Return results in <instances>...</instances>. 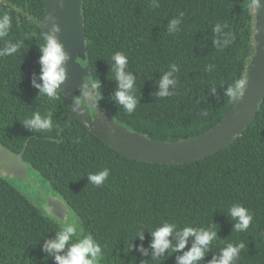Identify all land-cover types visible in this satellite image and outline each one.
Masks as SVG:
<instances>
[{
	"label": "trees",
	"instance_id": "16d2710c",
	"mask_svg": "<svg viewBox=\"0 0 264 264\" xmlns=\"http://www.w3.org/2000/svg\"><path fill=\"white\" fill-rule=\"evenodd\" d=\"M250 3L159 0L160 7L153 8L151 0H82L87 50L80 62L90 66L86 78L98 82V88L92 87L94 99L116 122L155 140L176 141L207 130L235 102L225 95L227 87L246 78L254 51ZM43 12V0H0V14L12 20L0 48L5 41L20 45L17 53L0 57V144L19 152L28 140L22 159L67 201L78 216L81 236L90 234L100 244V262L177 264V257L192 246V237L184 249L170 248L155 259L150 247L152 231L168 221L178 228L216 232L199 264H209L228 243L237 242L245 247L236 264H264V98L240 136L213 154L183 164L129 158L79 120L59 134L70 112L67 100L60 89L59 99L49 100L32 83H42L44 34L34 19H42ZM180 12V31L169 33V21ZM217 23L234 37L222 50L213 44ZM117 51L128 57L127 70L136 77L138 104L131 114L115 100L111 57ZM173 63L179 68L175 94L160 98L158 82ZM208 65L214 66L211 71H205ZM34 112H51L54 128L33 132L25 127L23 121ZM104 168L110 170L107 180L99 187L89 183L87 175ZM234 204L253 215L245 232L234 230L236 221L228 213ZM60 228V220L0 176V264H56L43 245ZM141 229L143 239L137 235ZM169 240L176 244L175 231Z\"/></svg>",
	"mask_w": 264,
	"mask_h": 264
},
{
	"label": "water",
	"instance_id": "95a60500",
	"mask_svg": "<svg viewBox=\"0 0 264 264\" xmlns=\"http://www.w3.org/2000/svg\"><path fill=\"white\" fill-rule=\"evenodd\" d=\"M259 5L257 10L253 8L254 51L247 70V87L243 95L207 130L176 141H163L149 138L116 122L94 99L93 81L86 78L90 75V66L80 62V59H85L87 50L82 0H43V17L34 20L43 30L44 37L52 32L54 25L58 28L55 37L67 56L63 64L66 79L59 89L68 102L70 112L59 134L64 127L79 120L90 133L121 154L135 160L161 164L187 163L226 147L250 125L264 98V0H259ZM14 8L19 10L17 6ZM27 16L32 18V15ZM79 99L82 102L77 105ZM27 141L19 152L0 144V176L23 180L37 189L29 178L30 165L22 159ZM41 197L44 203V209H41L44 213L63 223L68 210H72L67 201L53 189L50 193L41 192Z\"/></svg>",
	"mask_w": 264,
	"mask_h": 264
},
{
	"label": "clouds",
	"instance_id": "9594fccd",
	"mask_svg": "<svg viewBox=\"0 0 264 264\" xmlns=\"http://www.w3.org/2000/svg\"><path fill=\"white\" fill-rule=\"evenodd\" d=\"M153 8H159V0H151ZM259 0H251L250 8L258 9ZM184 18V13H179V18H174L169 21L167 31L169 33H177L180 31V24ZM12 27L11 17L7 14H0V39L9 35ZM225 25L217 23L212 31L215 33L213 44L223 49L227 47L234 37L230 33L223 31ZM58 28L53 26L52 32L43 38V44L40 45L41 56L39 63L41 65L39 79L42 83L32 81L33 86L39 90L40 95L46 96L49 100H57L60 96V84L66 79V71L63 67L67 59L66 53L62 49V45L57 41L55 32ZM46 41V42H45ZM19 44H13L10 41H5L4 47L0 48V57H6L18 52ZM112 68L114 79L117 82L115 91L116 102L131 114L137 107V98L135 95V75L128 71V57L120 52H115L112 57ZM214 66L208 65L205 71H211ZM179 68L176 64H171L169 70L165 71L158 82L159 91L156 95L160 98L169 97L175 94V89L178 83L176 74ZM93 88H98V82L92 85ZM247 87L245 79H237L226 89L225 95L232 101L238 100ZM172 89L171 91L169 89ZM215 91V88L212 89ZM99 94L97 93V99ZM77 105L81 103L77 100ZM201 115L207 116V112H201ZM23 125L33 132L51 131L54 128L51 112L41 115L39 112H34L30 118L23 121ZM76 142H79L78 140ZM110 170L104 168L97 173H89L87 175L89 183L94 186H101L108 178ZM229 215L236 221L234 230L236 232H245L248 230L252 220V213L241 204H234L228 209ZM78 222L65 220L61 224L59 231L55 232V238L46 240L43 245V250L54 256L56 264H99L102 259V248L100 244L92 237V235L80 236ZM175 231L176 244L173 246L170 243L169 237ZM137 235L143 239V230L137 232ZM152 256H161L166 250L173 248L175 251H180L185 248L189 237L193 238L192 246L182 255L177 257V264H199L209 251V246L216 239V232L211 228L184 226L178 228L177 224L163 221L155 230L152 231ZM76 237V242L70 243ZM243 242L235 244L228 243L223 247L219 256H214L209 264H236L240 258V252L244 249ZM65 249H67L65 251ZM140 251L143 253L144 249ZM63 253V254H61Z\"/></svg>",
	"mask_w": 264,
	"mask_h": 264
},
{
	"label": "rangeland",
	"instance_id": "374dc122",
	"mask_svg": "<svg viewBox=\"0 0 264 264\" xmlns=\"http://www.w3.org/2000/svg\"><path fill=\"white\" fill-rule=\"evenodd\" d=\"M28 173H29V178L30 181H32L37 189L33 186H31L29 183L19 180V179H14V178H8L21 192H23L34 204H36L38 207L44 209V203L43 199L41 197V192L42 193H50L51 189L48 184V182L42 178L39 174H37L34 170L31 168H28ZM67 220L78 222V216L72 211L68 210V214L66 216ZM62 223V222H61ZM79 228L81 230V227L79 225ZM79 235H82V230L79 232ZM76 239V238H75ZM102 261V260H100ZM99 261V264H103L102 262Z\"/></svg>",
	"mask_w": 264,
	"mask_h": 264
}]
</instances>
